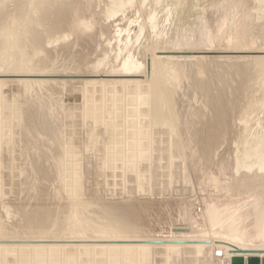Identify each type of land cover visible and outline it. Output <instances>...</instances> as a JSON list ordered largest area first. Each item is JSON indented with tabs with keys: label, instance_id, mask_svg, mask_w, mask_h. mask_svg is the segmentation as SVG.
Listing matches in <instances>:
<instances>
[{
	"label": "rangeland",
	"instance_id": "374dc122",
	"mask_svg": "<svg viewBox=\"0 0 264 264\" xmlns=\"http://www.w3.org/2000/svg\"><path fill=\"white\" fill-rule=\"evenodd\" d=\"M1 1L0 40L7 36L11 39L12 35L16 40L11 39L9 44L8 38L5 39L6 43L2 40L4 44L0 42V48L4 46L0 49V56L7 57V54H10L8 59L4 58L6 60L0 57V74L3 75H0V81L6 82H0V96L5 100V103H2V98L0 99V264H264V197L261 198V194L264 196V170H258L257 166L250 172L242 167L244 172L235 169L239 165L237 159L245 151L244 148L256 147L264 152V0H40L39 3L44 1L41 16L45 23L41 22L39 26L36 24L32 33L29 34V31L23 33L24 35L19 33L26 27L25 21L27 20V23L31 17L33 20V16L35 18L39 15L37 12L40 10L33 8L38 5V0H32L35 3L31 0ZM229 2L237 4L231 5ZM229 5L234 6V12L227 15V10L233 11ZM8 9L10 13H7ZM15 10L21 14L18 15ZM249 11L252 14H249ZM241 12L247 15V22ZM237 14L243 16L244 20L236 16ZM22 15H28L29 18L21 17ZM196 15L200 18L195 17ZM12 18L21 20H16V23ZM80 19H85L86 23L79 25ZM240 19L244 25L239 24L242 23ZM7 22L12 28L10 31H19L18 37L7 29L8 35H5L7 33L4 32L3 23L7 26ZM2 31L5 34L1 33ZM191 32L196 36L203 34L204 37L200 36L203 38L202 43L209 42L212 45L210 62L198 70H204L203 72L196 71L198 75L188 71L191 76L188 77L185 70L183 75H187L189 89L187 81L185 82L187 78L184 79L185 76L182 75L180 82L174 81L178 82L179 86L172 83L177 90L170 85L164 93L162 90L165 88L161 83L166 82L165 78L171 77L169 69L177 70L175 67L182 66V60L188 64L189 57H181L180 51H192L193 48H187L183 44L177 45V42ZM28 39H31L30 42ZM241 43H244L246 48L250 47L245 53L240 50L244 47ZM18 44L24 45L21 47L25 48L18 46L19 53L25 50L20 53V58L16 56L20 55L16 53L17 46L14 47ZM5 48L9 49L4 50ZM205 49L207 50V47ZM12 51L16 55L11 53ZM227 51H230L229 54ZM26 52L32 57L28 58ZM21 57L24 60L26 58L27 65ZM12 59L25 63L23 62V66L20 65V70H17L20 62L18 64L17 60L14 64ZM10 61L12 67L9 66ZM33 61L36 66L31 64ZM139 63H142V66L137 68ZM40 68L46 70L42 71L44 76L49 72L53 75L54 78L48 79L57 78L65 81V84L58 83L54 87V84L48 83L43 89L41 86L38 88L39 85L31 86L18 80H15L16 83L10 80L29 78L24 75L14 76L17 71L27 73L26 70L31 69L30 73H38ZM190 69H194L191 64ZM199 73L202 74L197 80L200 78L198 82H202H192ZM211 74H215L216 79L212 78L213 82L209 79L213 76H210ZM126 75L131 79L129 87H126ZM142 75V79L145 75L147 77L143 80L144 85L139 86L138 77ZM89 76L97 78H84ZM203 79H206L207 83L203 82ZM66 83H70L68 88ZM185 83L188 92L183 88ZM201 84L210 86L201 92L202 95L199 93L198 96L202 97L195 98L197 91L200 92L198 87L203 86ZM246 84L248 89L245 88ZM11 85L13 86L9 89ZM15 86L17 89L14 91ZM35 86L37 87L34 88ZM152 89L166 95L162 100L164 103H160V108H163V105L166 107L165 112L162 110L163 114L156 106L159 99L155 90L152 93ZM171 89L179 93L174 95ZM188 93H192L194 98ZM179 94L185 99L181 97V101ZM22 95L25 97L22 98ZM35 95L39 97L38 101L31 100ZM151 95L157 98L154 101L156 104ZM168 95L173 96L170 98ZM188 95L193 103L191 98L186 100ZM239 95L241 96L238 97ZM251 95L252 99L249 98ZM29 96L32 97L28 99ZM177 99L179 104L176 103ZM151 101L155 105H152ZM190 104L195 105L197 108L194 106V110L197 109L198 112L185 113L187 130L180 124L179 127L176 122H179L178 115L182 108L190 109ZM151 105L160 111L157 119L155 115L153 117V120H157L155 125L152 117L150 118ZM6 106L9 108L5 109ZM13 107V110L17 109L18 112L16 110L13 113ZM177 107L179 110L175 112ZM8 109L10 112L5 111ZM166 112L176 115L179 119L173 115L171 117L175 119L167 121L170 120V115ZM145 118L146 121H141ZM162 118L165 119L164 122ZM12 120L16 121L18 126L14 125ZM172 121L179 128L174 127ZM149 122L154 127L148 128ZM164 123L167 127L173 124V127L167 128ZM21 125H25L24 128ZM162 126L164 127L161 129ZM26 128L29 131L26 132ZM172 128H177L172 131L179 132L177 134H180L181 138L176 133L175 137L182 140H170L172 135L169 129ZM15 129L17 132L24 129L25 132L19 131L20 133L16 134ZM183 130H187V133ZM32 131L35 134H32ZM30 132L32 136L26 137ZM21 137L24 140L31 138L28 139L30 143L24 141L23 144ZM36 141L39 142L38 145ZM167 141L176 144L172 148L171 142ZM127 142L131 147L127 148L128 145L124 144ZM166 142L169 146L164 144ZM181 144L185 146L182 147ZM135 146L137 149L139 147V150L143 149L141 152L134 151ZM169 147L174 152L168 150ZM235 147H240L242 151L236 152L241 149ZM24 149L26 152H23ZM142 152L146 153V156ZM230 157L237 160V163ZM234 169L238 176L232 172ZM134 171H138V174ZM198 176L204 177L201 182ZM239 176L242 177L239 179ZM211 177L215 178L210 179ZM216 182L219 185H216ZM208 210L210 212L207 213ZM109 217L111 219H108ZM196 220L202 222L197 224L199 221ZM115 221L118 222L117 231L122 238H119L116 244L114 241L111 244L107 236L114 235L111 225ZM132 225L134 227H131ZM106 229L113 233L106 232ZM101 230L104 231L103 235ZM129 230H133V235L139 237L135 240L137 245L135 242L133 244L132 238L127 234ZM14 244L17 248L19 246L21 251L19 248L18 252L16 249L10 252L9 247L15 246ZM73 252H76L75 257ZM6 253L10 256H5ZM89 254H92L91 259L87 260Z\"/></svg>",
	"mask_w": 264,
	"mask_h": 264
},
{
	"label": "bare ground",
	"instance_id": "6f19581e",
	"mask_svg": "<svg viewBox=\"0 0 264 264\" xmlns=\"http://www.w3.org/2000/svg\"><path fill=\"white\" fill-rule=\"evenodd\" d=\"M0 1H1V0H0ZM4 1H5V0H4ZM18 1H19V0H18ZM34 1H35V0H34ZM34 1L31 0V2H34ZM39 1H40V0L36 1V3L38 2V3H37V4H38V5H37L38 8H36V7H37L36 4H35L36 7H33V8H35L36 10H37V9L40 10V12H37V13H39L40 16L37 14L38 17L35 16V18H34V16L32 15V16H33V20H32V17H31V19H29L27 23H26L27 20L25 19V20H26V21H25V24H27V25H26V27H24V29H22V31H21L19 34L24 35L23 33H28L29 31H30L29 34L32 33L31 31H32V29L35 27V25H36V24L38 25V24H40L41 22H43V21L45 20V19L41 16V13H42V12H41V8H42L43 5H44V1H42L41 3H39ZM228 1H229V0H228ZM228 1H227V2H228ZM235 1H236V0H235ZM261 1H263V0H259V2H261ZM19 2H20V1H19ZM19 2H18V4H20ZM225 2H226V1L223 2L224 5H225ZM237 2H238V1H237ZM1 3H3V2L1 1ZM1 3H0V4H1ZM34 3H35V2H34ZM229 3H230L231 5H233V4H235L236 2H235V3L229 2ZM16 4H17V3H16ZM236 4H237V3H236ZM2 5L4 6V4H2ZM20 5H21V4H20ZM30 5H34V4H30ZM222 5H223V4H222ZM224 5H223V6H224ZM231 5H229V7H232ZM0 6H1V5H0ZM18 6H19V5H18ZM4 7H5V6H4ZM27 7H28V6H27ZM229 7H228V8H229ZM233 7H234V6H233ZM233 7H232V8H233ZM235 7H236V6H235ZM0 8H1V7H0ZM28 8H29V7H28ZM33 8H29V9H33ZM228 8H227V9H228ZM3 9H5V8H3ZM15 9H17V7H15ZM6 10H7V9H6ZM249 10H252V9H249ZM0 11L2 12V9H0ZM4 11H5V10H4ZM15 11H16V10H15ZM17 11H18V10H17ZM17 11H16V13H17L18 15H20L21 12L18 13ZM247 11H248V10H247ZM1 12H0V13H1ZM31 12H32V10H31ZM33 12H36V11H34V9H33ZM226 12H227V13H226L227 15H228L229 13L232 14V13L234 12V8H233V11H232V12H231V9H230L229 11L227 10ZM238 12H239V11H238ZM242 12H243V10H242ZM242 12H241V14H242ZM244 12L246 13L245 10H244ZM249 12H250L249 14H252L251 11H249ZM252 12H253V10H252ZM7 13H10V12H9V9H8V12H7ZM12 13H13V12H12ZM22 14H23V13H22ZM213 14H214V13H213ZM247 14H248V13H247ZM1 15H2V14H1ZM4 15H6V14L4 13ZM4 15H3V16H4ZM12 15H14V14H12ZM18 15H17V16H18ZM24 15H25V14H24ZM242 15H243V14H242ZM3 16H2V17H3ZM27 16H28V15H26V17H27ZM29 16H30V15H29ZM236 16H239V14H237ZM243 16H245V14H244ZM243 16H239V17L242 18ZM252 16H254V15H252ZM252 16H250V18L253 19ZM256 16H257V15H256ZM9 17H10V16H9ZM11 17H12V16H11ZM21 17L26 18V17L23 16V15H22ZM195 17H198V16L196 15ZM239 17H237V18H239ZM257 17H258V16H257ZM257 17H256V18H257ZM14 18H16V17H14ZM27 18H29V17H27ZM198 18H200V17H198ZM6 19L8 20V18H6ZM195 19H196V18H195ZM242 19H243V18H242ZM245 19H246L245 21L247 22V15L245 16ZM13 20H15L14 22H16L17 19H13V18H12V21H13ZM20 20H21V19L18 18L17 21H20ZM22 20H23V19H22ZM80 20H81V21H80V24L78 23L79 25H83L84 23H86V20H85V19H80ZM210 20H211V19H210ZM240 20H241V19H240ZM243 20H244V19H243ZM243 20H241V22H242ZM249 20H250V19H249ZM249 20H248V22H249ZM258 20H259V18H258ZM234 21H236V20H234ZM21 22H23V21H21ZM197 22H199L198 19H197ZM236 22L238 23V22H239V19H238V21H236ZM246 22H245V24H246ZM1 23H2V21H1ZM7 23H8V22H7ZM16 23H17V22H16ZM18 23H19V22H18ZM43 23H45V22H43ZM3 24L5 25V27H3L5 33H7V32H6V29H7L8 31H10L9 29H12L11 26L9 25V23H8L7 26H6V23H3ZM239 24H243V22H242V23H239ZM40 25H41V24H40ZM43 25H44V24H43ZM237 25H238V24H237ZM243 25H244V24H243ZM247 25H248V26H247ZM247 25H246V26L249 27V23H248ZM0 26H1V25H0ZM38 26H39V25H38ZM0 28H2V26H1ZM22 28H23V26H22ZM19 29H20V28H19ZM2 30H3V29H2ZM0 31H1V30H0ZM230 31H231V30H230ZM232 31H233V30H232ZM238 31H239V30H238ZM4 32L2 31L1 33H4ZM10 32L13 33L14 30H11ZM18 32H19V31H18ZM18 32H17V33H18ZM183 32H184V30H183ZM5 33H4V34H5ZM14 33H16V31H15ZM17 33H16L15 35L18 37ZM184 33H185V32H184ZM230 33H231V32H230ZM4 34H3V37H4ZM29 34H28V37H29ZM0 35H1V34H0ZM5 35H8V33L5 34ZM9 35H10V34H9ZM15 35H14V36H15ZM31 35H32V34H31ZM181 35H183V33H181ZM198 35H199V36H196L195 34H193V33L191 32V33L186 34L185 37H181L180 39H178L179 42H177V45H181V44H183V45H186L187 48H189V47H191V49L193 48V50H192V51H189V49H188V50H181V51H180V55H181V57H182V56H183V57H185V56L189 57V59H188V64H185V63L183 62V60H182V61H181V65H182V66H180V67H175L177 70L172 69V68L169 69V71H170L169 74H171V77L165 78L164 81H166V82H165V83H161V84L163 85L162 87L165 88L164 90H162L163 92H164V91H167V90L170 88V87H169L170 85H171V87L174 86L175 84H178V86H179V83H178V82L176 83V82H174V81H179V80H181V77H183V76H185L184 79L187 78L186 76L188 75V71H189V73L192 72V74H193V73L195 74L196 71H197V73H198V72H201L202 70H201V71H198V70L203 69L204 65H208V64H209V62H210V58H209V57H211L209 54H211V50H210V48H211L212 45H211L209 42H208L207 44L202 43V40H201L202 37L200 38V36H203V34L201 35V33H200V34H198ZM240 35H241V33H240ZM243 35H244V33H243ZM16 36H15V38H17ZM19 36H21V35H19ZM32 36H33V35H32ZM35 36H36V35H35ZM230 36H231V35H230ZM10 37H11V36H10ZM21 37H23V36H21ZM30 37H31V36H30ZM30 37H29V38H30ZM203 37H204V36H203ZM7 38H8V36H7ZM7 38L5 37V39H7ZM32 38H33V37H32ZM32 38H31V39H32ZM227 38H228V37H227ZM229 38H230V37H229ZM231 38H232V37H231ZM237 38H238V37H237ZM5 39H4V40L1 39V40L5 42ZM8 39H10V38H8ZM11 39H12V40L14 39L13 35H12ZM11 39L8 40V44H9V41H11ZM19 39L25 41V40L22 39V38H19ZM31 39H28V42H30L29 40H31ZM35 39H36V38H35ZM35 39H34V40H35ZM202 39H203V38H202ZM238 39H239V38H238ZM247 39H248V38H246V41H247ZM1 40H0V42H1ZM14 40H16V39H14ZM17 40H18V39H17ZM241 40H242V39H241ZM18 41H19V40H18ZM239 41H240V40H239ZM246 41L244 40L243 42L245 43ZM4 42H3V43L1 42V43L4 44ZM16 42H17V41H16ZM26 42H27V39H26ZM26 42H25V43H26ZM32 42H33V41H32ZM48 42H49V41H48ZM5 43H6V42H5ZM10 43H13V42H10ZM19 43H20V41H19ZM40 43H41V42H40ZM228 43H229V39H228ZM231 43H232V42H231ZM236 43H237V42H236ZM244 43H243V44L241 43V44L244 45V47H245L246 45H245ZM14 44H15V43H14ZM20 44H22V43H20ZM20 44L14 46V47L17 46V48H16L17 51H18V49H19V51H20V48H19V47L24 46V45H20ZM23 44H24V42H23ZM203 44H204V45H203ZM247 44H248V43H247ZM11 45H12V44H11ZM11 45H10V47H11ZM19 45H20V46H19ZM30 45H31V44H30ZM30 45H29V48H30ZM225 45H227V44H225ZM228 45H229V44H228ZM232 45H234V44H232ZM236 45H237V44H236ZM252 45H254V44H252ZM18 46H19V47H18ZM26 46H27V44H26ZM32 46H33V44H32ZM32 46H31V47H32ZM35 46L37 47L38 45H35ZM248 46H249V45H248ZM3 47H4V46H3ZM3 47H1L0 49H3ZM6 47H7V45H6ZM14 47H13V48H14ZM27 47H28V46H27ZM206 47H207V50L205 49ZM228 47H229V46H228ZM234 47H235V46H234ZM241 47H242V46H241ZM244 47H243V48H240V50H241L242 53H245V52L250 48V47H247V48H246V47L244 48ZM13 48H11V49H13ZM21 48H22V47H21ZM23 48H24V47H23ZM23 48H22V49H23ZM37 48H39V47H37ZM226 48H227V47H226ZM8 49H9V48H8ZM8 49L5 48L4 50H8ZM16 49H15V50H16ZM24 49H25V48H24ZM39 49H40V48H39ZM230 49H233V48H230ZM4 50L2 51V53L4 52ZM13 50H14V49H13ZM26 50H27V49H26ZM34 50H35V49H34ZM36 50H37V49H36ZM227 50H229V49H227ZM17 51H16V53H18V54L21 53V54H22V51H23V50H21L20 53H19V51H18V52H17ZM232 51H233V50H232ZM232 51H231V52H232ZM23 52H25V50H24ZM207 52H208V54H207ZM227 52H228V51H227ZM229 52H230V51H229ZM229 52H228V54H229ZM8 53H10V52L8 51ZM11 53L15 54L14 51H12ZM27 53H28V52H26L25 55H27ZM36 53H37V52H36ZM187 53H189V54H187ZM232 53H233V52H232ZM4 54H5V53H4ZM13 54H11V55L13 56ZM21 54H20V55H16V54H15V55H16L18 58H20L19 56H21ZM28 54H29V53H28ZM7 55L9 56L10 54H7ZM36 55H37V54H35V56H36ZM2 56H3V55H2ZM8 56H7V57H6V56H5V57H1V56H0V57H1L2 59H4V58H7V59H8ZM27 56H28V58L32 57L31 54H30V57H29V55H27ZM27 56H26V57H27ZM225 56H226V55H225ZM228 56H229V55H227V58H229ZM22 57H23V56H22ZM22 57H21V58H22ZM33 57H34V56H33ZM39 57H40V56H39ZM1 58H0V59H1ZM10 58H11V57H10ZM10 58H9V59H10ZM12 58L14 59V56H13ZM23 58H24V57H23ZM23 58H22V59H23ZM36 58H37V57H36ZM40 58H41V57H40ZM40 58H39V59H40ZM13 59H12V61H13V63L15 64V62H16L18 59H17L16 61L13 60ZM34 59H35V58H34ZM211 59H212V58H211ZM4 60H6V59H4ZM23 60H24V59H23ZM25 60H26V58H25ZM25 60H24V61H25ZM37 60H38V59H37ZM37 60H36V61H37ZM8 61H9V60H8ZM21 61H22V60H21ZM24 61H22V63H23ZM29 61H30V60H29ZM226 61H227V60H226ZM3 62H4V63H3L2 66H4V64H5V61H3ZM10 62H11V61H10ZM10 62H9V63H10ZM19 62H20V61L18 60V64H19ZM25 62H26V61H25ZM25 62H24V63H25ZM33 62H34V63L31 62V64L34 65V64H35V61H33ZM258 62L260 63V61H258ZM0 63H2V62H0ZM7 63H8V62H7ZM22 63L20 62V64H19V69L17 68V70H20V65H21V67L23 66ZM40 63H41V62H40ZM40 63H39V65H42V64H40ZM10 64H11V65H9V66L12 67V66H13V65H12V62H11ZM29 64H30V63H29ZM29 64H28V65H29ZM31 64H30V65H31ZM190 64H191L192 67L194 68L193 70H195V72H194L193 70L190 69ZM7 65H8V64H7ZM26 65H27V62H26ZM46 65H47V64H46ZM34 66H36V65H34ZM42 66H43V65H42ZM48 66H50V65H48ZM48 66H47V67H48ZM141 66H142V63H139L137 68H140ZM186 66H187V67H186ZM7 67H8V66H7ZM11 67H10V68H11ZM27 67H28V66H27ZM27 67H25V68L28 69ZM29 67H30V66H29ZM43 67H45V66H43ZM47 67H46V68H47ZM50 67H52V66H50ZM23 68H24V67H23ZM33 68H34V67H33ZM33 68H32V69H33ZM38 68H39V67H38ZM5 69H6V68L4 67V71H5ZM36 69H37V68H36ZM40 69H41V70H38V71H40V72H42V71L44 72V71H45V72H46V70H45L44 68H43V70H42V68H40ZM50 69H51V68H50ZM204 69H205V68H204ZM22 70H24V69H22ZM185 70L187 71V72H186L187 75H183V74L185 73ZM2 71H3V70H2ZM7 71H8V70H7ZM26 71H27V73H26L25 71H24V72L21 71V72L17 73V72H18V71H17V72H15L16 74H13V75H14V76H15V75H18V76H19V75H20V76H21V75H22V76L24 75V77H25V76H29V78H25V79H10V80H12V81L18 80V81L21 82V83L30 84L31 86H32V85H37V86L39 85L38 88H39L40 86L43 88V86H45V85L48 84V83H51L52 85L54 84V85H53L54 87H56L55 84H58V83H61V85H62V83L65 84V83H64L65 81H63V80H58L57 78H55L56 80H55V79H48V75H49L50 77H53V75H52L50 72L47 73L46 76H44V75H43V74H44L43 72H42V73H40V72L35 73V72H37V71H35L34 73H33V72L30 73L31 69H30V70H26ZM28 71H29V73H28ZM203 71H204V70H203ZM203 71H202V72H203ZM56 72H57V71H56ZM66 72H67V71H66ZM2 73H3V72H2ZM57 73H58V72H57ZM67 73H69V72H67ZM197 73H196V74H197ZM201 74H202V73H201ZM201 74L199 73V76H197V75H198V74H197L196 77H195L196 79H195L194 81L192 80L193 78H191V79L189 78V80H192V82H198V80H199L200 78L197 80V77H200ZM0 75H2V74H0ZM70 75H71V74H70ZM182 75H183V76H182ZM189 75H190V74H189ZM189 75H188V77H191V76H189ZM212 75H213V74H211L210 76H212ZM214 75H215V74H214ZM214 75H213L211 78H209V79H210V82L212 81V78L216 79V78L214 77ZM2 76H3V75H2ZM4 76H5V75H4ZM18 76H17V77H18ZM55 76H56V75H55ZM57 76H58V75H57ZM62 76H63V75H62ZM143 76H144V75L138 77V84H139V86H143V85H144V83H143L144 81H143V80L146 79L147 75H145V78L142 79L141 77H143ZM202 76L205 77L206 75H205V76L202 75ZM31 77H32V78H31ZM193 77H194V76H193ZM203 77H202V78H203ZM216 77H217V76H216ZM0 78H1V77H0ZM18 78H19V77H18ZM22 78H23V77H22ZM33 78H34V79H33ZM202 78H201V79H202ZM207 78H208V77H207ZM2 79H3V78H2ZM60 79H61V78H60ZM70 79H71V78H70ZM182 79H183V78H182ZM214 79H213V80H214ZM125 80H126V87H129L130 82H131V79L129 78V75H126V79H125ZM203 80H204L203 82L207 83V81H205L206 79H203ZM62 81H63V82H62ZM186 81H187V84H188V78L185 80V82H186ZM200 81H201V80H200ZM200 81H199L198 83H200ZM208 81H209V80H208ZM214 81H215V80H214ZM0 82H2V81H0ZM173 82H174L175 84H172ZM179 82H180V81H179ZM183 82H184V80H183ZM190 82H191V81H190ZM201 82H202V81H201ZM212 82H213V81H212ZM2 83L4 84V83H6V82L3 81ZM7 83H8V82H7ZM10 83H11V81H10ZM12 83H13V82H12ZM14 83H16V81H15ZM17 83H18V82H17ZM3 84H2V85H3ZM19 84H20V83H19ZM66 84H67L66 87L68 88V85H69L70 83H69V84L66 83ZM185 84H186V83H185ZM187 84L184 85L185 87H183V88L186 89ZM208 84H209V82H208ZM208 84H201V85H203V86H201V87L199 86V87H198V88H200V92H198L199 90L197 91L195 98L199 95V93L201 94V92L205 91L206 88L208 89V87L210 86V85H208ZM210 84H211V83H210ZM2 85H1V86H2ZM9 85H10V84H9ZM13 85H15V84H13ZM13 85L9 86V89H10V87H12ZM22 85H23V84H22ZM59 85H60V84H59ZM59 85H58V86H59ZM61 85H60V86H61ZM180 85H181V84H180ZM195 85H196V83H194V89H196V88H195V87H196ZM199 85H200V84H199ZM246 85H247V84H246ZM5 86H7V85H5ZM17 86H18V85H17ZM17 86L14 87V88H15L14 91L17 89ZM25 86H26V85H25ZM37 86H35L34 88H36ZM58 86H57V87H58ZM64 86H65V85H63V87H64ZM160 86H161V85H160ZM178 86H177V88H178ZM182 86H183V83H182ZM182 86H180V87L182 88ZM190 86H191V83H190ZM7 87H8V86H7ZM7 87H6V88H7ZM20 87H21V86H20ZM22 87H23V86H22ZM69 87H70V86H69ZM155 87H156V86H155ZM158 87H159V86H158ZM174 87H175L174 90L176 91V90H177V89H176V86H174ZM212 87H213V86H212ZM0 88H1V87H0ZM2 88H3V86H2ZM18 88H19V87H18ZM27 88L29 89V86H28ZM27 88H25V89H27ZM31 88H32V87H31ZM38 88H37V89H38ZM45 88H46V87H45ZM49 88H50V87H48V88H46V89H49ZM183 88H182V89H183ZM187 88L189 89V84H188ZM245 88L248 89V85H247V87H245ZM9 89H8L7 92H9ZM43 89H44V88H43ZM69 89H71V87H70ZM185 89H184V90H185ZM194 89H193V90H194ZM246 89H245V91H246ZM4 90H7V89L4 88ZM4 90H2V92H3ZM22 90H23V89H22ZM153 90H155V92H156V89H152V93H154ZM160 90H161V87H160ZM171 90H173V89H171ZM174 90H173L172 92H174ZM178 90L180 91L179 88H178ZM209 90H210V88H209ZM243 90H244V89L242 88V91H243ZM24 91H26V90H24ZM34 91H36V90H34ZM34 91H33V92H34ZM157 91H159V90H157ZM182 91H183V90H182ZM182 91H181V92H182ZM186 91L188 92L187 89H186ZM186 91H185V92H186ZM194 91H195V90H194ZM254 91H255V90H254ZM4 92H5V91H4ZM11 92H12V90H11ZM20 92H21V90H20ZM26 92H27V91H26ZM36 92H37V91H36ZM41 92H42V91H41ZM43 92H44V91H43ZM120 92H121V91L119 90V93H120ZM160 92H161V91H160ZM163 92H161L160 94H159L158 92L155 93L156 96L158 95L157 98L159 99V101L157 100L156 97H153L154 95L151 93V94L153 95V96L151 95V96L153 97L152 101L154 102V101L157 100V101H156L157 104H156V102H154V103H155L156 106H158L159 108L162 106L160 103H162V102H163L162 100H164V97H166V95L164 94L165 92H164V93H163ZM181 92H180V93H181ZM187 92H186V93H187ZM189 92H190V91H189ZM16 93H17V92H16ZM16 93H14V94L17 95ZM34 93H35V92H34ZM166 93L168 94V92H166ZM170 93H171V91H170ZM170 93H169V94H170ZM178 93H179L178 91H177L176 93L174 92V95H176V94H178ZM186 93H185V94H186ZM212 93H214V92H212ZM244 93H245V92H244ZM246 93H247V92H246ZM252 93H254V92L252 91ZM252 93H251V94H252ZM26 94H28V93H26ZM121 94H122V93H121ZM162 94H164V96H163ZM171 94H172V93H171ZM182 94L184 95V93H182ZM188 94H189V93H188ZM191 94H192V93H191ZM191 94H189V95L192 97L193 95H191ZM249 94H250V93H249ZM2 95H3V93H2ZM7 95H8V94H6V96H7ZM9 95H10V94H9ZM12 95H13V94H12ZM12 95H11V97H12ZM18 95H19V91H18ZM30 95H32V94L30 93ZM116 95H117V94H116ZM183 95H182L181 97L184 98ZM189 95H188V97L186 96V100H188V98H191V97H189ZM194 95H195V93H194ZM201 95H202V94H201ZM241 95H243V92L241 93ZM241 95H239L238 97H240ZM245 95H246V94H245ZM20 96H21V94H20ZM20 96H19V97H20ZM35 96H36V95H35ZM168 96H170V98H171V96H173V95H168ZM4 97H5V96H4ZM15 97H16V96H14V98H15ZM23 97H25V96L22 95V98H23ZM26 97H28V96H26ZM30 97H32V96H29L28 99H30ZM36 97H37V96H36ZM36 97L33 96V98H31V100H32V99H33V100L36 99V101H38L37 99H38L39 97H37V98H36ZM162 97H163V99H162ZM179 97H180V94H179ZM181 97H180V98H181ZM198 97H202V96H198ZM246 97H247V95H246ZM251 97H252V95L249 96L250 99H252ZM253 97H254V96H253ZM1 98H2V101H3L2 103H5V102H4L5 100H3L4 98L0 96V99H1ZM12 98H13V97H12ZM20 98H21V97H20ZM154 98H156V99L154 100ZM177 98H178V97H177ZM180 98H179V100H180ZM192 98H194V97H192ZM192 98H191V103H193V102H192ZM10 99H11V98H10ZM10 99H9V101H10ZM17 99H19V98H17ZM24 99H25V98H24ZM184 99H185V98H184ZM198 99H199V98H198ZM201 99H202V98H200V100H201ZM20 100H21V99H20ZM22 100H23V99H22ZM33 100H32V101H33ZM169 100H170V99H169ZM177 100H178V99H177ZM177 100H176V101H177ZM179 100H178L176 103L180 102ZM186 100H184V101H186ZM195 100H196V99H195ZM239 100H240V98H239ZM7 101H8V100H7ZM11 101H12V100H11ZM13 101H14V100H13ZM40 101H41V100H39V102H40ZM152 101H151V102H152ZM167 101H168V100H167ZM181 101H182V98H181ZM196 101L198 102L199 100H196ZM203 101H204V100H203ZM19 102H20V101H19ZM34 102H35V101H34ZM153 102H152V105H155ZM197 102H196V103H197ZM200 102H202V101H200ZM6 103H7V102H6ZM10 103H11V102H10ZM16 103H17V102H16ZM31 103H32V102H31ZM163 103H164V102H163ZM7 104H8V103H7ZM13 104H14V103H13ZM35 104H36V103H35ZM37 104H38V102H37ZM37 104H36V105H37ZM41 104H42V101H41ZM165 104H166V101H165ZM167 104H168V102H167ZM178 104H179V103H178ZM178 104H177V106H178ZM201 104H202V103H201ZM3 105H4V104H3ZM8 105H9V104H8ZM32 105H33V104H32ZM32 105H31V107H32ZM39 105H40V103H39ZM152 105H151V107H152V114H151L150 118L152 117V122H153L154 125H155V124L157 123V120H156V121L153 120V119H155V118H153V117L156 116V119H157V117H159V114H160V111H159V110H161V112H162V110H164L165 105H163V108H160L159 110H158V108L156 107L157 110H158V112H157L156 108H155V109L153 108ZM160 105H161V106H160ZM199 105H200V103H199ZM4 106H5V105H4ZM4 106H2V107H4ZM9 106H10V105H9ZM12 106H13V105H12ZM190 106H191V104H190ZM190 106H189V107H190ZM194 106H195V105L191 106L190 109H186V108L183 109V108H182V111H184L185 109H186V110H185L184 112L181 111L180 115H178L180 119H179L178 117H176V115L173 114L176 118L179 119V122H176V121H175L176 123H178V126H179V127H180V125H181V127L183 126L184 129H187V130H188V126H187V124H186V121H185V117H184V116H186L187 113H190V112H192V111L196 112L197 109L194 110ZM197 106H198V105H197ZM200 106H201V105H200ZM15 107L17 108V105H16ZM187 107H188V106H187ZM189 107H188V108H189ZM192 107H193V108H192ZM195 107H196V106H195ZM198 107H199V106H198ZM6 108H9V107L6 106L5 109H6ZM18 108H19V107H18ZM18 108H17V109H18ZM37 108H38V106H37ZM178 108H179V107H177V109H175V112L179 110ZM196 108H197V107H196ZM13 109H15V108L13 107V108L11 109L12 112L14 111ZM17 109H16V110H17ZM35 109H36V108H35ZM38 109H39V108H38ZM38 109H37V110H38ZM41 109H42V105H41ZM146 109H147V108H146ZM149 109H150V108H149ZM165 109H166V107H165ZM200 109H201V108H200ZM200 109H199V110H200ZM16 110H15V111H16ZM168 110H169V109H167V111H168ZM5 111L8 112L9 109H8V110H5ZM5 111H4V113H6ZM15 111H14L13 113H15ZM35 111H36V110H35ZM148 111H149V110H147V112H148ZM169 111H171V110H169ZM173 111H174V110H173ZM9 112H10V111H9ZM17 112H18V110H17ZM17 112H16V113H17ZM36 112H39V111H36ZM144 112L146 113V110H145ZM163 112H165V110H164ZM163 112H162V114H163ZM171 112H172V111H171ZM197 112H198V111H197ZM149 113H150V112H149ZM166 113H168V112H166ZM166 113H165V114H166ZM172 113H173V112H172ZM185 113H186V114H185ZM11 114H12V113H11ZM17 114H18V113H17ZM168 114H169V113H168ZM13 115H14V114H13ZM143 115H144V114H143ZM154 115H155V116H154ZM169 115H170V116H168V118H169L170 120H167V121H170V122H171V118L173 119V117H171V116H173V115H172L171 113H170ZM5 116H7V115L5 114ZM5 116H4V117H5ZM8 116H9V115H8ZM1 117H3V116H1ZM15 117H16V115H15ZM15 117H14V118H15ZM160 117H161V116H160ZM162 117H165V119H168V118H166V116H162ZM9 118H10V117H9ZM9 118H8V119H9ZM14 118H13V119H14ZM16 118H17V117H16ZM81 118H82V117H81ZM148 118H149V117H148ZM4 119H5V118H4ZM17 119H18V118H17ZM17 119H16V120H17ZM33 119H34V118H33ZM159 119H161V118H159ZM159 119H158V120H159ZM162 119H163V118H162ZM165 119H163V122H164ZM174 119H175V118H174ZM174 119H173V120H174ZM178 119H177V121H178ZM238 119L240 120L241 118L238 117ZM238 119H237V120H238ZM242 119H243V118H242ZM0 120H1V118H0ZM18 120H19V119H18ZM83 120H84V119H83ZM86 120H87V119H85V121H86ZM143 120L146 121V118H145V119H141V121H143ZM147 120H148V119H147ZM149 120H151V119H149ZM1 121H2V120H1ZM6 121H7V120H6ZM6 121H5V122H6ZM12 121H13V120H12ZM32 121H33V120H32ZM85 121H83L84 126H85ZM159 121H160V120H159ZM167 121H166V122H167ZM235 121H236V120H234V123H235ZM240 121H241V120H240ZM13 122H14V121H13ZM15 122H16V121H15ZM15 122H14V125L16 124ZM21 122H22L21 124H23V121H21ZM147 122H148V121H147ZM160 122H161V124L163 125L162 121H160ZM172 122H173V121H172ZM242 122H244V119H243ZM6 123H7V122H6ZM17 123H19V121H18ZM149 123H150V122H149ZM149 123H148V125H150V127H148V128H152V127H154V126L151 125V123H150V124H149ZM28 124H29V123H28ZM28 124H27V125H28ZM87 124H88V123H87ZM135 124H136V123H135ZM145 124H146V123H145ZM167 124H169V123L167 122ZM167 124H166V125H167ZM173 124L175 125L174 122H173ZM173 124H172L170 127H173ZM179 124H180V125H179ZM205 124H206V123H205ZM10 125H12V122H11ZM14 125H13V127H14ZM89 125H90V123H89ZM142 125H143V124H142ZM158 125H159V123H158ZM164 125H165V123H164ZM166 125H165V126H166ZM169 125H170V124H169ZM16 126H18V125L16 124ZM21 126L23 127V126H25V125H21ZM21 126H20V127H21ZM31 126H32V125H31ZM151 126H152V127H151ZM156 126H157V125H156ZM159 126H160V125H159ZM176 126H177V125H175L174 127H176ZM178 126H177V127H178ZM22 127H21V129H22ZM26 127H28V126H26ZM34 127H36V126H34ZM133 127H134V126H133ZM136 127H137V126H136ZM163 127H164V126H162L161 129H162ZM166 127H167V126H166ZM170 127H167V128H170ZM179 127H178V128H179ZM15 128H18V127H15ZM23 128H24V127H23ZM30 128H31V127H30ZM38 128H39V127H38ZM126 128H127V127H126ZM155 128H156V127H155ZM26 129H27L26 132L29 131L28 128H26ZM36 129H37V128H36ZM91 129H92V128H91ZM124 129H125V128H124ZM127 129H128V128H127ZM130 129L132 130V128H130ZM130 129H129V130H130ZM174 129L177 130V128H174ZM174 129H173V128H172V129H169V131L171 130V135H172V136H170V137H171L170 140H172V142H176V141H175L176 139H180V138H181V137H180L181 135L179 134V135H180V136H179V135L177 134V133H179V132L176 133V132H173V131H172V130H174ZM18 130H19V129H18ZM32 130H35V129H32ZM40 130H41V129H40ZM131 130H130V131H131ZM152 130H153V129H152ZM152 130H150V131H152ZM176 130H174V131H176ZM180 130H182V129H180ZM187 130H186V131L183 130V131H185V132L187 133ZM226 130H227V129H226ZM15 131H16V134H17L20 130L17 132V130L15 129ZM23 131H24V129L22 130V132H23ZM93 131H94V130H93ZM133 131H134V130H133ZM133 131H131V132H133ZM150 131H148V132H150ZM158 131H159V130H158ZM162 131H163V130H162ZM169 131H168V132H169ZM178 131H179V130H178ZM20 132H21V131H20ZM20 132H19V133H20ZM22 132H21V133H22ZM24 132H25V131H24ZM38 132H39V131H38ZM144 132L146 133V131H144ZM153 132H154V131H153ZM185 132H183L184 135H185ZM118 133H119V132H118ZM157 133H158V132H157ZM160 133H161V132H160ZM163 133H164V132H163ZM165 133H166V131H165ZM172 133L174 134V136H173ZM175 133H176L177 136H179L180 138L175 137ZM16 134H15V135H16ZM23 134H24V133H23ZM30 134H31V132H30L29 135L26 136V137H30V136H32V135H30ZM32 134H35V133L32 131ZM121 134H122V133H121ZM150 134H151V132H150ZM158 134H159V133H158ZM168 134H169V133H168ZM168 134H167V135H168ZM15 135H14V136H15ZM24 135H25V134H24ZM26 135H27V133H26ZM38 135H39V134H38ZM127 135H128V134H127ZM131 135H132V133H131ZM152 135H153V134H152ZM154 135H156V134L154 133ZM154 135H153V137H154ZM161 135H162V134H161ZM18 136H20V135H17V137H18ZM21 136H22V134H21ZM33 136H35V135H33ZM143 136H144V134H143ZM145 136H146V135H145ZM149 136H150V135H149ZM156 136H157V135H156ZM158 136H160V135H158ZM165 136H166V135H165ZM165 136H163V137H165ZM168 136H169V135H168ZM36 137H37V136H35V138H36ZM126 137H127V136H126ZM130 137H131V136H130ZM133 137H134V136H133ZM147 137H148V136H147ZM153 137H152V139H153ZM182 137H183V136H182ZM119 138H121V137H119ZM122 138H123V134H122ZM134 138H135V137H134ZM165 138H167V137H165ZM15 139H16V138H15ZM20 139L22 140L23 138L21 137ZM26 139H27L28 142L26 141ZM26 139H25V140L23 139V142H22L23 144H24V141H25L26 143H30L28 139H31V138H26ZM38 139H40V138H38ZM38 139H37V140H38ZM125 139H126V138L124 137V140H125ZM127 139H128V138H127ZM150 139H151V138H149V141H150ZM154 139H155V138H154ZM160 139H161V138H160ZM160 139H159V140H160ZM168 139H169V138H168ZM183 139H185V137H184ZM18 140H19V138H18ZM156 140H157V139H156ZM162 140H163V139H162ZM165 140H166V139H165ZM180 140H182V139H180ZM33 141H34V140H33ZM126 141H127V140H126ZM145 141H146V138H145ZM39 142H41V140H40ZM39 142L36 141V144L39 143ZM154 142H156V141H154ZM158 142H159V141H158ZM161 142H162V141H161ZM167 142H168V141H167ZM167 142L164 143V144H167ZM170 142H171V141H170ZM170 142H168V143H170ZM172 142L170 143V144H172V145H170V146H172V148H173V145L176 144V143H172ZM181 142H182V141H180V143H181ZM26 143H25V144H26ZM33 143H34V142H33ZM41 143H42V142H41ZM144 143H145V142H144ZM144 143H143V145H144ZM151 143H152V141H151ZM151 143H148V144H151ZM159 143H160V142H159ZM23 144H22V145H23ZM31 144H32V143H31ZM34 144H35V143H34ZM34 144H33V145H34ZM36 144H35V145H36ZM124 144H125V145H128L127 148L131 147L129 142L124 143ZM156 144H157V143H156ZM162 144H163V143H162ZM17 145H18V144H17ZM37 145H38V144H37ZM37 145H36V146H37ZM41 145H42V144H41ZM41 145H40V147H42ZM159 145H160V144H158V146H159ZM167 145H168V144H167ZM23 146H24V145H23ZM25 146H26V148L28 149L27 145H25ZM28 146H30V145H28ZM148 146H149V145H148ZM153 146H155V144H154ZM153 146H152V147L149 146V147H150V148H153ZM156 146H157V145H156ZM158 146H157V147H158ZM161 146H162V145H160V147H161ZM163 146H165V145H163ZM168 146H169V145H168ZM180 146L184 147L185 145L183 146V144H181ZM237 146H238V145H237ZM241 146H242V145H241ZM18 147H19V146H18ZM20 147H21V146H20ZM30 147H31V146H30ZM37 147H38V146H37ZM40 147H39V148H40ZM132 147H133V146H132ZM145 147H146V146H145ZM165 147H167V146H165ZM165 147H163V148H165ZM243 147H244V146H243ZM11 148H12V147H11ZM22 148H25V147H22ZM22 148H21V149H22ZM26 148H25V149H26ZM31 148H32V147H31ZM39 148H38V149H39ZM135 148H136V146H135ZM140 148H141V147H140ZM150 148H148V150H149ZM167 148H168V147H167ZM172 148H171V150H170V147H169L168 150H170L171 152H174ZM235 148H239V149H241L240 147H235ZM12 149H13V148H12ZM25 149H24L23 152H26ZM29 149H30V148H29ZM29 149H28V150H29ZM35 149H37V148H35ZM35 149H33V150H35ZM40 149H41V148H40ZM131 149H133V148H131ZM142 149H143V148H142ZM142 149H141V150H142ZM145 149H146V148H145ZM161 149H162V148H161ZM174 149H175V147H174ZM182 149H183V148H182ZM31 150H32V149H31ZM129 150H130V149H129ZM136 150H138V151L141 152V150H139V147H138V149L136 148L134 151H136ZM146 150H147V149H146ZM159 150H160V149H159ZM163 150H164V149H163ZM244 150H245V151L242 153V155L239 156L238 159L236 158V159L238 160V161H237V160H236V161L239 162V163H238L239 165H237V166H238V167H237L236 164H235L236 168H235V167H234V168H235V169H238V170H241V167H242V168L245 169V171H249V172H250L251 170H253L254 166H257V167H258V170H260V171H261V170H264V152H262L260 149H257L256 147H254L253 149H249V148L245 149V148H244ZM29 151H30V150H29ZM143 151H144V150H143ZM153 151H154V150H153ZM170 151H169V152H170ZM181 151H182V150H181ZM240 151H242V149L239 150V151L236 150V152H240ZM122 152H124V151L122 150ZM126 152L128 153L129 151H126ZM144 152H146V151H144ZM148 152H149V151H148ZM177 152H178V151H177ZM129 153H130V152H129ZM138 153H139V152H138ZM138 153H137V154H138ZM142 153H143V152H142ZM142 153H141V154H142ZM146 153H147V152H146ZM146 153H145V154H146ZM159 153L161 154V152H159ZM159 153H158V154H159ZM124 154H125V156L128 155V154H126V153H124ZM124 154H123V155H124ZM145 154L143 153V155H145ZM147 154H148V153H147ZM149 154L151 155V153H149ZM152 154L155 155V153H152ZM160 154H159V155H160ZM163 154H164V153H163ZM167 154H168V153H167ZM172 154H173V153H172ZM175 154H176V153H175ZM195 154H197V153H195ZM195 154H194V155H195ZM138 155H139V154H138ZM143 155H141V156H143ZM153 155H152V156H153ZM170 155H171V154H170ZM170 155H169V156H170ZM173 155H174V154H173ZM177 155H178V154H177ZM237 155H238V154H237ZM130 156H131V154H130ZM135 156L137 157V155H135ZM145 156H146V155H145ZM160 156L162 157V155H160ZM167 156H168V155H167ZM169 156H168V157H169ZM171 156H172V155H171ZM171 156H170V157H171ZM175 156H176V155H175ZM175 156H174V159H175L176 157H178V156H176V157H175ZM183 156H184V155H183ZM128 157H129V155H128ZM150 157H151V156H150ZM153 157H154V156H153ZM156 157H157V156H156ZM172 157H173V156H172ZM172 157H171V159H172ZM196 157H197V156H196ZM232 157H233V156H232ZM235 157H236V156H235ZM235 157H234V158H235ZM137 158H139V156H138ZM159 158H160V157H159ZM181 158H182V156H181ZM193 158H194V157H193ZM199 158H200V157H199ZM201 158H202V157H201ZM230 158H231V157H230ZM124 159H125V158H124ZM135 159H136V158H135ZM171 159H170V161H174V160H171ZM136 160H137V159H136ZM140 160H141V158H140ZM142 160H143V159H142ZM153 160H154V159H153ZM153 160H151V161H153ZM231 160H232L234 163L236 162L233 158H231ZM134 161H135V160H134ZM137 161H138V160H137ZM151 161H150V163H151ZM161 161H162V159H161ZM170 161H169V162H170ZM175 161H176V160H175ZM135 162H136V161H135ZM141 162H142V161H141ZM169 162H167V163H169ZM233 162H232V163H233ZM237 162H236V163H237ZM147 163H148V162H147ZM161 163H162V162H161ZM232 163H231V165L234 164V163H233V164H232ZM133 164H134V163H133ZM135 164H136V163H135ZM211 164H212V163H211ZM229 164H230V163H229ZM229 164H228V165H229ZM138 165H139V164H138ZM152 165H153V164H152ZM155 165H156V164H155ZM168 165H169V164H168ZM132 166H133V165H132ZM136 166H137V164H136ZM140 166H141V165H140ZM133 167H134V166H133ZM137 167H138V166H137ZM141 167H142V166H141ZM141 167H139V169H140ZM149 167H150V166H149ZM149 167H148V168H149ZM163 167H164V166H163ZM170 167H172V166H170ZM198 167H199V166H198ZM230 167H231V166H230ZM232 167H233V166H232ZM239 167H240V169H239ZM257 167H255V168H257ZM134 168H135V167H134ZM158 168H160V166H159ZM156 169H157V168H156ZM172 169H173V168H172ZM202 169H203V168H202ZM224 169H225V167H224ZM229 169H230V168H229ZM232 169H233V168H232ZM235 169H234V171H232V172H235V173H236ZM136 170H137V169H136ZM141 170H142V169H141ZM153 170H154V169H153ZM157 170H158V169H157ZM203 170H206V168L203 169ZM211 170H212V169H211ZM211 170H210V171H211ZM220 170H222V169H220ZM220 170H219V172H220ZM238 170H237V171H238ZM130 171H132V173H133V168H131ZM160 171H161V170H160ZM173 171H174V169H173ZM241 171H243V170H241ZM134 172H136V171H134ZM137 172H138V171H137ZM137 172H136V173H137ZM167 172H168V171H167ZM197 172H198V171H197ZM208 172H209V171H207V173H208ZM212 172H213V171H212ZM212 172H211V175H212ZM219 172H218V173H219ZM243 172H244V171H243ZM243 172H242V173H243ZM150 173H151V170H150ZM156 173H157V172H156ZM207 173H205V174L207 175ZM242 173H241V174H242ZM246 173H247V172H246ZM137 174H138V173H137ZM145 174H146V173H145ZM161 174H162V173H161ZM197 174H198V173H197ZM213 174H215V173H213ZM232 174H233V173H232ZM238 174H239V172H238ZM139 175L141 176V174H139ZM158 175H159V174H158ZM168 175H169V174H168ZM208 175H209V174H208ZM225 175H226V174H225ZM235 175L238 176L237 173H236ZM242 175H243V174H242ZM7 176H8V175H7ZM134 176H135V175H134ZM134 176H133V177H134ZM212 176H213V175H212ZM214 176H215V175H214ZM129 177H131V176H129ZM142 177H143V175H142ZM161 177H162V176H161ZM165 177H166V176H165ZM202 177H203V176H202ZM202 177H199V176H198V180H199V182H201L202 179L204 178V177H203V178H202ZM208 177H209V176H208ZM208 177H207V178H208ZM219 177H220V176H219ZM225 177H226V176H225ZM241 177H242V176H241ZM241 177L239 176V179H240ZM4 178H6V177H4ZM158 178H159V177H158ZM199 178H201V180H200ZM205 178H206V177H205ZM212 178H215V177H211L210 179H212ZM132 179H133V178H132ZM140 179H141V177H140ZM149 179H151V178L149 177ZM159 179H160V178H159ZM164 179H165V178H164ZM222 179H223V177H222ZM5 180H6V179H5ZM133 180H135V179H133ZM138 180H139V179H138ZM138 180H137V181H138ZM146 180H147V179H146ZM204 180H206V179H204ZM216 180H217V179H216ZM3 181H4V180H3ZM141 181H142V180H141ZM143 181H144V180H143ZM159 181H160V180H159ZM208 181H209V180H208ZM213 181H214V180H213ZM220 181H221V178H220ZM220 181L218 180L217 182H219V184H221ZM4 182H5V181H4ZM160 182H161V181H160ZM204 182H205V181H204ZM210 182H212V180H211ZM217 182H216V183H217ZM151 183H152V182H151ZM202 183H203V182H202ZM214 183H215V181H214ZM203 184H204V183H203ZM219 184L217 183L216 185H219ZM158 185H159V184H158ZM198 185H201V184H198ZM241 185H242V184H241ZM202 186H203V185H202ZM198 187H199V186H198ZM203 187H204V186H203ZM253 187H254V186H253ZM132 188H133V186H132ZM199 188H200V187H199ZM208 188H209V187H208ZM138 189H139V188H138ZM196 189H198V188H196ZM211 189H212V188H211ZM242 189H243V188H242ZM100 190L102 191V189H100ZM134 190H135V189H134ZM201 190H202V189H201ZM206 190H207V189H206ZM213 190H214V188H213ZM240 190H241V189H240ZM107 191H108V190H107ZM111 191H112V190H111ZM135 191H136V190H135ZM208 191H209V190H208ZM242 191H243V190H242ZM140 192H141V191H140ZM198 192H199V191H198ZM198 192H197V193H198ZM210 192H211V191H210ZM243 192H245V191H243ZM115 193H116V192H115ZM141 193H142V192H141ZM199 193H201V191H200ZM199 193H198V194H199ZM213 193H215V192H213ZM243 194H244V193H243ZM116 195H117V194H116ZM200 195H201V194H200ZM232 195H233V194H232ZM251 195H252V194H251ZM255 195H256V194H255ZM207 196H208V194H207ZM213 196H214V195H213ZM224 196H226V195H224ZM245 196H246V195H245ZM259 196H260V195H259ZM113 197H116V196H113ZM200 197H201V196H200ZM205 197H206V195H205ZM232 197H233V196H232ZM256 197H257V196H255V198H256ZM263 197H264V196H262V194H261V198H263ZM198 198H199V197H198ZM209 198H211V197H209ZM209 198H206V199H209ZM215 198H216V197H215ZM249 198H250V196H249ZM259 198H260V197H259ZM199 199H200V198H199ZM213 199H214V198H213ZM213 199H212V200H213ZM256 199H257V198H256ZM200 200H201V199H200ZM233 200H234V199H233ZM233 200H230V202H232ZM253 200H254V199H253ZM257 200H258V199H257ZM257 200H256V201H257ZM259 200H260V199H259ZM261 200H262V199H261ZM75 201H76V198H75ZM215 201H216V200H215ZM236 201H237V200H236ZM213 202H214V201H213ZM234 202H235V201H234ZM200 203H201V202H200ZM235 203H236V202H235ZM75 204H77V203L75 202ZM202 204H203V203H202ZM209 204H210V203H209ZM230 204H232V203H230ZM204 205H205V204H204ZM87 206H88V205H87ZM87 206H86V207H87ZM90 206H91V204H90ZM202 206H203V205H202ZM205 206H206V205H205ZM83 207H84V206H83ZM88 207H89V206H88ZM88 207H87V209H89ZM206 207H208V206H206ZM85 209H86V208H85ZM104 209H105V208H104ZM207 209H208V208H207ZM211 209H212V208H211ZM211 211H212V210H211ZM206 212L208 213V212H210V211L208 210V211H206ZM198 213H199V212H198ZM207 213H206V214H207ZM199 215H200V214H199ZM209 215H210V214H209ZM108 216H109V215H108ZM200 216H201V215H200ZM203 216H204V215H203ZM210 216H212V213H211ZM210 216H208L209 219L211 218ZM206 217H207V216H206ZM198 218H199V217H198ZM198 218H195V219H198ZM108 219H111V218L109 217ZM108 219H107V220H108ZM101 220H102V219H100V221H101ZM126 220H127V219L125 218V221H126ZM138 220H139V219H138ZM104 221H106V218H105ZM104 221H102V222H104ZM109 221H110V220H109ZM196 221H199V222H197V224L200 223V222H202L201 220H196ZM126 222H127V221H126ZM133 222L136 223V221H133ZM139 222H140V221H139ZM104 223H105V222H104ZM127 223H128V222H127ZM135 223H133V224H135ZM142 223H143V222H142ZM128 224H130V223H128ZM137 224H138V223H137ZM197 224H196V225H197ZM97 225H98V224H97ZM101 225H103V224H101ZM123 225H125V224H124V220H123ZM139 225H140V224H139ZM200 225H201V224H200ZM200 225H199V226H200ZM99 226H100V225H99ZM140 226H141V225H140ZM102 227H103V226H102ZM111 227L114 228V230H112L113 228H111V230L114 231L115 233H114V235H113V234L110 235V234L113 233V232L110 233V232L106 229V230H107L106 232H109V233H110V234L108 233L110 236H107V237H108L109 240L111 241V244H112L113 241H114V243L116 244V243L118 242L117 240H119V238H122V236L119 235V233H118V231H117V229H118V227H119V226H118V222H117V221L113 222V225H111ZM131 227H134V226L132 225ZM197 227H198V225L196 226V229H197ZM129 228H130V226H129ZM135 228H136V225H135ZM135 228H134V229H135ZM137 228H138V226H137ZM102 229H103V228H102ZM115 229H116V231H115ZM134 229H133V230H134ZM126 230H127V228H126ZM133 230H131V231L129 230L128 233H127V231H126V233L130 236V238H132V242H133V244H134L135 240H136L137 238L139 239V237H136L135 235H133V234H134V233L132 232ZM137 230H138V229H137ZM31 231H32V230H31ZM88 231H89V230H88ZM134 231H136V229H135ZM138 231L141 232L142 230H138ZM13 232H14V231H13ZM16 232H17V231H16ZM100 232H101L102 235H103L104 231L101 230ZM100 232H99V233H100ZM129 232H130V233H129ZM18 233H19V232H18ZM86 233H87V232H86ZM101 233H100V235H101ZM13 234H14V233H13ZM88 234H89V232H88ZM14 236H15V235H14ZM19 236H20V234H19ZM22 238H23V237H22ZM20 241H21V240H20ZM135 243H136V245L138 244L137 241H136ZM14 245H15V244H14ZM15 247H16V245H15V246H12V245H11V246L9 247V248H10V252H12V250H15V249H16L15 251L18 252L20 247H19V246H18V248H17V247L15 248ZM8 251H9V250H8ZM15 251H13V252H15ZM20 251H21V248H20ZM17 252H15V253L17 254ZM2 253H3V252H2ZM2 253H1V254H2ZM31 253H33V252H31ZM73 253H74V256H73V257H75V256H76V252H73ZM3 254H4V253H3ZM3 254H2V255H3ZM8 254H9V253H8ZM8 254L6 253L5 256L8 255ZM16 254H14V255H16ZM11 255H12V253H11ZM9 256H10V254H9ZM9 256H8V257H9ZM12 256H13V255H12ZM91 256H92V254H89V255L87 256V260H90V259H91Z\"/></svg>",
	"mask_w": 264,
	"mask_h": 264
},
{
	"label": "water",
	"instance_id": "95a60500",
	"mask_svg": "<svg viewBox=\"0 0 264 264\" xmlns=\"http://www.w3.org/2000/svg\"><path fill=\"white\" fill-rule=\"evenodd\" d=\"M187 54H189V53H187ZM48 78H54V77H48ZM84 78H97V77L96 76H92V77L89 76V77H84Z\"/></svg>",
	"mask_w": 264,
	"mask_h": 264
}]
</instances>
